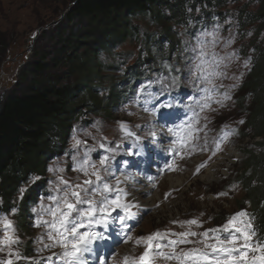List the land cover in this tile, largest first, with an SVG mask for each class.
<instances>
[{
	"label": "rangeland",
	"instance_id": "374dc122",
	"mask_svg": "<svg viewBox=\"0 0 264 264\" xmlns=\"http://www.w3.org/2000/svg\"><path fill=\"white\" fill-rule=\"evenodd\" d=\"M73 1L75 0H0V104L9 92L29 82L32 77L29 71L27 76L21 79V73L24 70L31 69L42 54L52 58L59 51L57 40L61 35V27L65 25L61 18ZM205 32L218 34L215 46L209 45V48L217 54L218 58H223L224 71L227 73L226 78L216 80V83L222 87L213 89L210 93L215 97L210 101L211 107L204 111L200 110L196 101H202L205 93L198 89H202L204 85L188 84L186 67H184V73L181 74L183 76L180 77V88L173 90L178 91L179 96L170 95L172 91L170 94L164 92L158 99L150 98L148 93H152L153 96L160 93L162 85L157 81L164 78L153 75L150 81L145 82L136 91L138 97L128 100L121 109H114L108 115L87 114L86 123L74 131L77 138L86 141V144L73 149L71 146L74 141L71 138L69 154L52 161L50 166L56 168L59 165L65 171L63 173L48 172L45 176L46 187L42 192L43 195L41 194L37 204L32 206L39 210L41 199L45 204L51 203L48 196L55 195L57 175L63 176L70 183L82 182L85 179L82 172L74 170L73 154H77V160H82L85 150L94 148L95 150L90 152L89 156L91 161H96L98 164L99 158L108 154L104 149L99 148L98 142L114 148L115 153L111 154V171L122 181L120 187L131 193L128 199L132 200L135 197L134 193L142 188L150 189L147 192L148 195L143 198L135 197V202L140 207L134 208L133 211L142 217V221L139 226H135V221H129V225L132 226L131 231L124 230V232L131 235V240L122 245L114 243L115 254H109L111 255L109 264H124L125 258L128 264L135 263L146 247L145 243L139 245L136 243L141 236L147 237L156 231L179 233L189 230V225L184 224L182 227L180 223H173V221L199 220L202 227L190 226L191 231L198 234L208 229L221 227L231 217L237 201L243 195L242 187L237 179L242 172L246 158L245 151L249 149L256 153L264 151V148L259 146L262 139L247 136L241 128L244 123L241 124L240 121L245 120L246 114L241 113L236 96L240 97L241 92L238 88L251 71V67L248 56L241 57L237 53L239 35L235 29L229 27L227 29L211 28V30H203L200 34ZM201 39L205 38L201 36ZM212 39L211 36L206 38L207 41ZM249 40L242 41L248 43ZM137 50L138 47L134 42L126 41L115 48L112 55L102 56L101 60L104 63L121 61L127 66L135 61ZM188 54L186 55L188 59L197 55ZM246 63L247 67H245ZM124 70L125 68L122 67L118 72V77L123 76ZM167 75L165 77L170 79ZM167 82L168 80L164 81L165 84ZM226 91L231 99L224 100L223 105L216 103V99H221ZM165 101L173 104L171 109L163 110V116L171 113L172 118L168 121L159 115L155 117L152 115V110L158 109L160 103ZM197 114H199L198 123H195L196 131L192 133L193 139L191 140L185 139L178 143L175 136L164 135L159 131L155 138L149 137L151 131L161 126L165 129L178 128L190 121H196ZM121 122L127 124L130 134H125L124 129L121 128ZM225 132L231 133L227 139L223 138ZM85 133H90V135H85ZM184 135L186 136L187 133ZM217 144L220 145L219 151H217ZM202 164L205 166L201 167ZM211 172L213 176L210 177ZM221 192L228 194L218 195ZM44 195L46 196L41 198ZM146 198H149L148 203L145 202ZM2 212L0 216L4 215ZM8 213L9 219L13 221L14 234L19 238L23 235V231H18L14 214L10 211ZM35 218L36 213L31 211L28 217V241L25 238L21 246L18 244L11 246L14 251L21 254V259L13 258L14 264L22 261L25 262L23 264H30L29 261L33 262L32 264H40L46 262L45 257L61 252L59 247L39 251L45 243H51V241L44 235L47 231L44 226H34ZM44 218L50 219L48 216ZM117 225L121 229L118 222ZM3 234V225L0 224V239L3 238ZM223 234L220 233L222 239L226 235ZM213 235L212 232L209 233L210 237ZM41 237H43L42 242ZM169 239H177V237L171 236ZM188 239L200 241L203 238L198 235L190 236ZM30 241H32L31 244H29ZM25 242L34 253L31 258L24 254ZM159 242L167 244L168 239ZM214 242V240L207 241V243ZM105 243L112 244L110 239ZM105 247L106 245L103 244L100 250H105ZM203 247V243L181 244L176 251L179 253L181 249L188 251L192 248ZM153 251H156L155 248ZM164 251L169 252L171 249L165 248ZM98 256L102 259L100 253ZM5 258H7V248L4 252H0V259ZM53 260V264H57L55 257ZM155 260L159 264H178L175 260L169 261L160 257ZM87 261L89 264H97V256L93 261L91 258Z\"/></svg>",
	"mask_w": 264,
	"mask_h": 264
},
{
	"label": "trees",
	"instance_id": "16d2710c",
	"mask_svg": "<svg viewBox=\"0 0 264 264\" xmlns=\"http://www.w3.org/2000/svg\"><path fill=\"white\" fill-rule=\"evenodd\" d=\"M61 21L59 51L52 58L42 54L24 70L21 79L29 71V82L0 104V214L17 209L19 246L29 239L28 217L44 192L52 161L69 154V142L87 114L121 109L153 75L171 77L179 69L182 77L190 62L186 55L197 54L190 49L203 30L229 27L239 35L237 53L248 56L251 67L236 96L246 114L241 128L260 137L264 148V0H75ZM126 41L138 47L133 63L101 60ZM245 156L237 179L243 195L235 210L248 213L241 219H250L253 239L264 241V151L249 149ZM34 177L39 179L33 182ZM21 188L27 189L23 199ZM26 242L23 252L31 258Z\"/></svg>",
	"mask_w": 264,
	"mask_h": 264
},
{
	"label": "snow or ice",
	"instance_id": "6c2138e0",
	"mask_svg": "<svg viewBox=\"0 0 264 264\" xmlns=\"http://www.w3.org/2000/svg\"><path fill=\"white\" fill-rule=\"evenodd\" d=\"M216 32L201 33L205 39L197 37V45L191 46L192 52H197V55L189 60L186 64L188 74V84L190 85H204L202 89H198L205 93L202 101H196L201 111L211 107L210 101L215 99L212 93L213 89L222 87L216 83V80L226 78L227 73L224 71L223 58H218L214 51H211L209 45L212 47L216 44ZM211 36L213 39L207 41L206 38ZM247 67V63L245 64ZM177 75L169 78L164 77L157 81L162 85L159 94L153 96L148 93L150 98L158 99L164 92L169 94L179 89L181 86V79L179 69H175ZM168 80L165 84L164 81ZM234 87V85H233ZM143 91V89L141 90ZM231 99L230 94L226 91L221 99H216V103L223 105L224 100ZM173 104L171 102H161L159 108L152 110V115L155 117L159 115L163 118V110L171 109ZM190 107V106H189ZM194 110V109H192ZM147 111V108H145ZM171 115V113H169ZM198 116L196 121H190L186 125H180L178 128H164L161 126L157 130L149 133V137L155 138L157 131L164 135H172L177 138V142H183L185 139H193L192 133L196 131L195 123H198ZM97 125L99 122H96ZM244 123L243 120L240 121ZM121 128L124 129L125 134L128 133L127 124L121 122ZM187 133L185 136L184 134ZM230 132L224 133V139H227ZM90 135V133H85ZM72 148L77 149L79 146L86 144L74 134ZM139 139V137H137ZM99 148L104 149L108 154L102 155L98 164L96 161H91L89 153L94 151V148H87L83 154L82 160H77V154L72 155V160L75 162V171L82 172L85 179L82 182L70 183L61 175H57L56 187L54 189L55 195H49L50 204H45L41 199L39 210L33 207L31 211L36 213L34 222L35 227L44 226L47 231L44 234L51 243H45L43 248L39 251L43 252L45 249H54L59 247L61 252L53 253L52 256L45 257L48 264H53V257L56 258L57 264H87L85 254L96 255L99 252L100 246L111 238L110 230L114 222H118L121 228L120 235L123 236V243L131 240L130 234H125L124 230L131 231L129 221H135L136 225L142 221V217L138 215L134 208H139L140 205L135 202V197L129 200L130 192L120 187L122 181L115 177L111 168V154L115 153V149L107 147L105 143L98 142ZM220 150V145L217 144V151ZM205 165H201L204 167ZM49 172L63 173L65 169L57 165L56 168L50 167ZM198 171V170H197ZM106 177H110L108 179ZM39 177H34L33 182ZM114 181V182H113ZM27 191L21 188L20 199H23L24 193ZM228 193L221 192L218 195L225 196ZM15 213L17 209L13 207L9 210ZM122 213V214H120ZM115 214V215H114ZM48 216L50 219H45ZM248 213L242 210L228 218L227 222L216 229H208L202 233L191 231L192 225L202 227V223L197 219L188 221H173V223H180L189 225V230L175 233V232H160L156 231L149 234L147 237L141 236L136 240L139 245L145 243V251L137 258L135 264H154L157 257L165 260H175L178 264H264V241L254 240L256 231L253 228L250 219L246 218ZM0 224L3 225V238L0 239V252H4L7 248V258L0 259V264H14V259H21V254L12 249L13 244L19 242L18 237L15 236V228L13 221L9 219L7 214L0 216ZM212 232L214 235L209 236ZM226 235L221 238L220 233ZM200 236L203 239L200 241L189 240L188 237ZM175 236L177 239H169ZM168 239L167 244H161L159 241ZM208 240H214V243H207ZM43 237H41V242ZM155 242V244L153 243ZM188 243H203V248H192L188 251L181 249L177 253L176 248L181 244ZM155 248V252L153 249ZM165 248H170L171 251L165 252ZM255 253L256 255H249ZM115 254V249H113ZM111 255L106 256L103 260L97 255V264H108ZM124 264H128L125 258Z\"/></svg>",
	"mask_w": 264,
	"mask_h": 264
},
{
	"label": "bare ground",
	"instance_id": "6f19581e",
	"mask_svg": "<svg viewBox=\"0 0 264 264\" xmlns=\"http://www.w3.org/2000/svg\"><path fill=\"white\" fill-rule=\"evenodd\" d=\"M210 174H211L210 177L213 176L212 172H211ZM210 177H209V178H210ZM177 181H179V179H178ZM149 189H150V188H149ZM149 189H148V188H142L141 190L136 191V192L134 193V196H135L136 198H143L145 195H148L147 192H148ZM148 201H149V198H146V199H145V202L148 203ZM132 264H135V263L133 262Z\"/></svg>",
	"mask_w": 264,
	"mask_h": 264
}]
</instances>
